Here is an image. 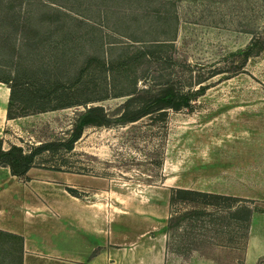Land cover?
<instances>
[{"label":"rangeland","instance_id":"rangeland-1","mask_svg":"<svg viewBox=\"0 0 264 264\" xmlns=\"http://www.w3.org/2000/svg\"><path fill=\"white\" fill-rule=\"evenodd\" d=\"M47 1L50 8L34 4L36 36L3 30L17 35L22 47L15 57L7 50L0 60L29 84L21 86V94L49 101L45 107H68L22 111L23 103L16 102L10 111L21 116L7 120L10 90L0 82L3 147L17 145L30 153L70 140L81 126L72 150H45L36 155L35 167H62L162 192L191 188L193 156L222 154L218 123L225 93L219 86L262 83L246 70V82L232 76L243 69L264 79V0ZM46 39L49 45L43 46ZM25 41L35 44L32 55ZM245 55L250 59L241 68ZM166 85L193 95L192 107L117 120L130 93ZM95 105L105 109L110 123L88 118L87 108ZM18 181L0 167V193ZM184 195L170 206L165 264H245L244 219L251 205ZM19 244V238L0 234V264H21Z\"/></svg>","mask_w":264,"mask_h":264},{"label":"crops","instance_id":"crops-1","mask_svg":"<svg viewBox=\"0 0 264 264\" xmlns=\"http://www.w3.org/2000/svg\"><path fill=\"white\" fill-rule=\"evenodd\" d=\"M245 70L262 83L219 86L222 154L194 155L191 188H176L249 203L245 264H255L264 256V79L232 76L246 82ZM18 182L0 193V229L21 237V264H165L171 190L36 167Z\"/></svg>","mask_w":264,"mask_h":264},{"label":"trees","instance_id":"trees-1","mask_svg":"<svg viewBox=\"0 0 264 264\" xmlns=\"http://www.w3.org/2000/svg\"><path fill=\"white\" fill-rule=\"evenodd\" d=\"M36 0H0V55L4 54L7 50L13 57L17 53H19V49L22 46H19V37L17 35L11 36L10 34H4L3 30L7 27H10L15 34L17 32L22 31L24 32H32L34 36L35 28L37 27L38 23L34 22V4ZM37 4L49 7L51 6L52 2L47 0H37ZM26 14L22 16V14ZM45 23H41L43 25ZM49 24V23H47ZM61 29V28H60ZM49 40V39H48ZM48 40H44L42 42L43 46H48ZM25 47L29 49L28 54H33L35 52V44L33 41H29L24 43ZM250 55L244 56V63L241 68L244 67L245 62L248 60ZM222 72H218L216 74H220ZM0 82L7 85L9 88V103L6 117L7 119H13L15 117L21 116L12 114L10 111V106L12 103H23L22 111L31 106L36 105L39 111L51 110L49 108H64L68 107L67 103H58L53 107H45L46 104H49V101H44L40 99L39 96L32 97L30 93L21 94L20 88L24 83L21 80V76L18 73H14V71L9 70V67L2 63L0 60ZM29 84L27 83L26 86ZM26 89V88H25ZM207 88L203 87L201 90H206ZM133 96L125 101L123 105V109L117 120L122 121L124 123L134 122L138 119L145 117L150 114L158 113L159 116H162L163 112L166 110H173V111H180L183 108H191L192 104L195 100L194 96L180 92L179 90L175 89L172 85H166L160 87L158 90L153 89H143L137 91H133ZM23 96V97H22ZM24 97L26 99H24ZM60 100V99H57ZM61 102V101H59ZM88 102V101H86ZM73 104V103H69ZM87 116L92 122L100 125H106L110 123L111 118L105 112V109L99 105L90 106L87 108ZM82 132V127L77 126L74 129V135L72 138L66 142H58V143H46L45 145L35 148L30 153H26L22 147L17 145H10L8 148H4L2 142L0 141V167L5 166L8 167L10 170V174L12 176H16L18 178L25 177L26 173L29 171L30 168L35 167V157L36 155L42 153L45 150H54L60 149L61 147L65 150L69 151L73 149L74 143L78 140L80 134ZM54 171H67L64 170L62 167H57L53 169ZM68 172V171H67ZM66 190L77 196V192L70 187H66ZM184 194H188L194 197H202V198H216V199H225V200H234L229 197H225L222 195H215L209 193H201L197 191L181 189V188H173L171 190V197H170V206L174 200V198H187ZM252 210L251 208L246 209V217L245 221L249 222L251 217ZM248 225V223H247ZM0 234L8 235L11 237H17L20 239L19 250L22 254V239L21 237L6 232L0 229Z\"/></svg>","mask_w":264,"mask_h":264}]
</instances>
